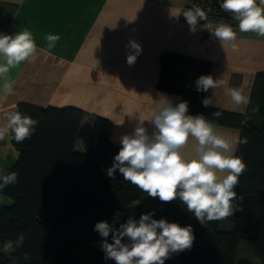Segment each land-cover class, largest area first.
<instances>
[{"label": "trees", "instance_id": "16d2710c", "mask_svg": "<svg viewBox=\"0 0 264 264\" xmlns=\"http://www.w3.org/2000/svg\"><path fill=\"white\" fill-rule=\"evenodd\" d=\"M159 65L157 87L179 93L189 103V114H203L214 124L238 129L239 137L247 138V144L237 145L235 150L247 165L234 189L242 210L224 219L233 228L221 229L224 220L202 226L179 199L165 203L148 197L124 181L118 171L115 179L108 177L107 169L121 147L111 138L109 119L95 115L87 148L80 151L75 146L83 110L19 102L14 111L38 119L39 124L30 139L19 144L10 141L17 159L6 173L17 172L18 183L0 191L9 199L0 203V246L18 233L25 235V241L12 252L0 250V264H75L71 254L78 241L100 237L94 225L102 220L111 223L117 213H121L119 222L154 212L155 219L193 226V247L173 254L165 264H236L240 239L264 242V72L256 74L247 110L234 112L202 106L205 92L196 91L195 81L210 74L209 61L163 51ZM217 111L222 113L219 118L214 115ZM136 199L140 204L128 207ZM84 254L91 264H115L104 259L99 246H86Z\"/></svg>", "mask_w": 264, "mask_h": 264}, {"label": "crops", "instance_id": "0c3cea01", "mask_svg": "<svg viewBox=\"0 0 264 264\" xmlns=\"http://www.w3.org/2000/svg\"><path fill=\"white\" fill-rule=\"evenodd\" d=\"M190 1L0 0V33L15 34L27 28L38 49L34 62L10 70L7 79L13 94H5L0 81V127L7 123L4 113L14 111L19 102L75 106L84 111L77 150H86L95 115L112 122L111 138L120 145V136L131 134L139 119H149L164 98L176 103L183 100L179 93L157 87L163 51L209 61L210 75L226 81L225 87L204 94L212 97L210 106L245 112L249 103L237 105L227 89H241L250 101L256 74L264 72V37L240 33L232 25L239 46L234 52L230 44L222 45L212 35L218 23L201 24L192 33L180 17ZM48 34L60 36L51 50L44 39ZM129 40L142 47L131 66L126 60ZM144 126L150 135L155 131L147 121ZM215 126L227 141L240 135L236 128ZM195 146L190 138L182 155L195 157ZM232 147L236 150L237 145ZM16 159L10 140L0 142V173L8 172ZM0 197V203L6 199Z\"/></svg>", "mask_w": 264, "mask_h": 264}, {"label": "clouds", "instance_id": "9594fccd", "mask_svg": "<svg viewBox=\"0 0 264 264\" xmlns=\"http://www.w3.org/2000/svg\"><path fill=\"white\" fill-rule=\"evenodd\" d=\"M219 7L236 22L240 33L251 32L264 37V0H220ZM182 15L192 33L198 30L201 21L208 20V13L198 5L187 8ZM211 33L222 45L230 44L234 52L239 50L236 43L238 33L232 24L221 20ZM44 39L51 50L60 36L48 34ZM126 47L129 48L126 60L131 66L141 54L142 47L135 40H129ZM37 51L33 34L27 28L15 34L0 33V81H3L5 94L14 93L7 79L10 70L23 62H34ZM195 85L197 92L207 93L210 89L214 91L225 87L226 81L210 74L201 75ZM227 91L237 105L249 103V98L242 94L241 89L229 87ZM211 103L212 97L202 99L205 108ZM214 115L219 118L222 113L217 111ZM4 119L7 123L0 127V142L10 140L22 143L32 137L39 124L38 119L18 110L4 113ZM146 121L154 126L155 131L151 135L144 126ZM190 138L196 142V155L186 158L181 149L188 145ZM247 142L246 137L227 141L203 114H189L188 101L176 103L164 98L162 106L149 119H139L131 134L120 136L121 147L114 156L112 166L107 169V176L115 179L118 171L124 181L161 202L179 199L187 212L200 225L206 226L242 210L236 204L234 189L239 185V177L247 170V165L242 156L235 155L232 145ZM16 183L17 172L0 173V191ZM140 202L139 199L132 200L128 207L135 208ZM120 215L117 213L111 223L102 220L94 225L93 230L102 238L100 247L106 261L112 260L115 264H165L173 254L193 247L195 234L191 224L181 226L165 218L155 219L154 212L143 213L138 220L129 216L124 222H119ZM24 241L25 235L18 233L15 239L3 241L0 250L12 252L22 247Z\"/></svg>", "mask_w": 264, "mask_h": 264}, {"label": "rangeland", "instance_id": "374dc122", "mask_svg": "<svg viewBox=\"0 0 264 264\" xmlns=\"http://www.w3.org/2000/svg\"><path fill=\"white\" fill-rule=\"evenodd\" d=\"M6 199L8 198L6 197ZM6 199H2L1 203H8L9 199ZM220 227L221 229L230 230L233 228V224L230 221L224 220L222 221ZM101 240V237H98L93 241L80 239L72 250V261L75 264H91L89 259L84 254V248L88 245L100 247ZM262 259H264V242H253L240 239L237 249L236 264H261Z\"/></svg>", "mask_w": 264, "mask_h": 264}, {"label": "built area", "instance_id": "2783aa9c", "mask_svg": "<svg viewBox=\"0 0 264 264\" xmlns=\"http://www.w3.org/2000/svg\"><path fill=\"white\" fill-rule=\"evenodd\" d=\"M220 0H191L186 6L181 9L180 17L185 20L182 13L187 8L192 7L193 5H198L203 8L208 13V20L207 22L201 21L200 24L205 23H219L221 20L224 22L236 25V22L231 19L229 14H226L222 9L219 7Z\"/></svg>", "mask_w": 264, "mask_h": 264}]
</instances>
